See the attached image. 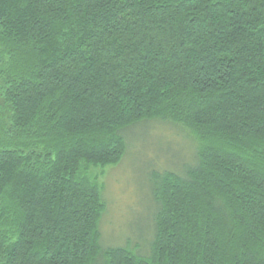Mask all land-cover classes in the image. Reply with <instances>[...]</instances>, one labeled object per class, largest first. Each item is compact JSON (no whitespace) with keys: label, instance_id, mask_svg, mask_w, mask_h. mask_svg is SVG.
<instances>
[{"label":"trees","instance_id":"obj_1","mask_svg":"<svg viewBox=\"0 0 264 264\" xmlns=\"http://www.w3.org/2000/svg\"><path fill=\"white\" fill-rule=\"evenodd\" d=\"M154 120L193 164L148 178L147 255L102 249ZM0 264H264V0H0Z\"/></svg>","mask_w":264,"mask_h":264},{"label":"rangeland","instance_id":"obj_2","mask_svg":"<svg viewBox=\"0 0 264 264\" xmlns=\"http://www.w3.org/2000/svg\"><path fill=\"white\" fill-rule=\"evenodd\" d=\"M124 132L123 158L99 179L106 205L99 222L100 246L145 256L155 211L148 178L164 170L179 174L193 164L195 143L186 129L167 121L145 122Z\"/></svg>","mask_w":264,"mask_h":264}]
</instances>
